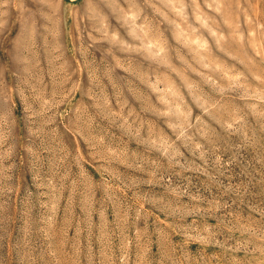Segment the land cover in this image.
<instances>
[{
	"label": "rangeland",
	"instance_id": "1",
	"mask_svg": "<svg viewBox=\"0 0 264 264\" xmlns=\"http://www.w3.org/2000/svg\"><path fill=\"white\" fill-rule=\"evenodd\" d=\"M0 264H264V0H0Z\"/></svg>",
	"mask_w": 264,
	"mask_h": 264
}]
</instances>
